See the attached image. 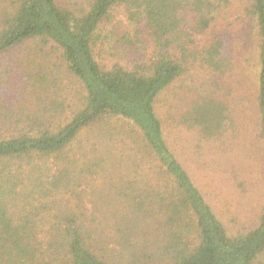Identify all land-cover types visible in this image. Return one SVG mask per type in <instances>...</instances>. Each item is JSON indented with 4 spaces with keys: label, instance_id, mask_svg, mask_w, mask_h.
Wrapping results in <instances>:
<instances>
[{
    "label": "trees",
    "instance_id": "16d2710c",
    "mask_svg": "<svg viewBox=\"0 0 264 264\" xmlns=\"http://www.w3.org/2000/svg\"><path fill=\"white\" fill-rule=\"evenodd\" d=\"M228 1L86 0L85 8L68 0H6L0 12V60L17 59L29 42L38 55L55 50L85 93L70 119L58 122L65 110L54 96L50 103L42 99L28 108L7 107L1 100L4 94L14 99L23 92L40 98L52 94L44 77L27 84L20 97L19 89L0 77V264L256 262L264 252V210L255 227L229 235L169 149L154 109L158 95L188 65L198 63L211 71L212 81L178 123L204 139L233 128L227 104L215 95L233 66L226 43L215 39L199 48L193 39ZM244 1L258 25L257 100L264 141V0ZM118 15L135 29L138 42L144 39L154 49L147 62L131 69L121 64L106 68L94 55L97 31ZM88 128H96L95 145L108 148L101 152L93 146L82 158H71L74 141ZM98 177L105 182V214L115 215L117 233L128 247L124 256H103L93 244L89 227L99 209L92 202ZM88 180L87 199L82 188ZM60 193L76 199V212L54 211ZM115 250L120 251L118 243Z\"/></svg>",
    "mask_w": 264,
    "mask_h": 264
},
{
    "label": "rangeland",
    "instance_id": "374dc122",
    "mask_svg": "<svg viewBox=\"0 0 264 264\" xmlns=\"http://www.w3.org/2000/svg\"><path fill=\"white\" fill-rule=\"evenodd\" d=\"M68 1L71 5L86 8V0ZM5 5L6 0H0V12ZM247 6L244 0H229L219 9L209 28L193 38L199 48L215 39H223L226 43V54L233 66L222 79V86L215 91V95L227 104L233 128L221 137L204 139L196 130L178 123L180 114L186 111L198 92L212 81L211 71L203 69L198 63L188 65L178 81L162 91L154 103L155 113L161 121L163 136L169 149L189 173L229 235L255 227L264 210V141L260 136L257 100L259 36L256 18L246 13ZM141 40L138 42L135 29L125 17L118 15L109 23L105 22L97 31L94 40L95 58L106 68L121 64L131 69L147 62L154 55L152 44ZM34 46L36 47L33 42L27 43L25 48H28L17 59L3 56L0 60V77L19 89L18 97L27 84L44 77L47 85L52 88V94L46 97L40 95L43 96L40 98L36 94L23 92L19 99L4 94L1 100L7 107H11L10 104H19L28 108L42 99L50 103L54 96L57 102L63 104L65 110L58 122H65L80 108L84 89L55 50L44 51L38 55V52L33 51ZM111 123L128 128L125 123H118V120H111ZM95 129L88 128L77 136L72 146L71 158L75 159L76 155L77 159L82 158L93 146L101 152L108 148V145H95ZM89 181L82 188L87 199L92 189ZM104 184V179L99 178L94 185L96 199L92 202L99 209L94 210V223L89 227L90 234L96 241L93 243L96 250L103 256L114 258L118 253L124 256L128 247L123 246L124 237L117 233V219L113 214H105ZM87 199H83V203L91 210L94 206ZM44 201L46 200H42ZM55 201L54 211H77L73 196L66 198L60 193L55 196ZM26 210L31 211L32 207L27 205ZM55 214L58 215V212ZM18 216H23V213ZM90 220L86 219L88 222ZM38 236L45 239L42 234ZM117 243L120 251L115 250ZM254 264H264V252Z\"/></svg>",
    "mask_w": 264,
    "mask_h": 264
}]
</instances>
